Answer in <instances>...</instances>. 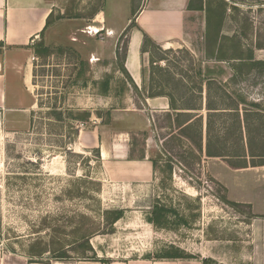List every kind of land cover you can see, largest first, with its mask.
<instances>
[{"label": "rangeland", "instance_id": "obj_1", "mask_svg": "<svg viewBox=\"0 0 264 264\" xmlns=\"http://www.w3.org/2000/svg\"><path fill=\"white\" fill-rule=\"evenodd\" d=\"M224 1L219 44L231 49L233 39L240 42L238 48L264 60V0ZM102 3L66 0L59 13L63 22L49 31L52 41L43 42L47 48L34 60L37 103L31 127L11 131L0 115L1 248L30 258L33 244L62 246L67 259L82 260L93 252H82L80 236L94 229L90 243L99 259H154L175 245L202 258L208 251L225 256L207 264H248L232 255L249 246L254 217L248 206L223 201L225 188L208 160L213 153L234 164L264 163L263 70L246 66L233 80L231 62L208 55L205 16L204 29L194 40L166 49L146 47L142 60L148 92H140L123 70L128 35L121 37L116 59L90 62V52L102 47L100 37L82 32L86 20L71 21L93 15ZM143 93L170 94L185 114L177 120L171 108L172 116L169 111L151 113L135 97L144 100ZM84 111L91 113L88 120L74 119ZM106 129L131 132L125 139L134 158L148 149L151 161H157L151 178L130 176L127 168L112 165L114 158L104 160L96 146L86 147V132ZM157 203L179 213L170 214L175 221L170 228L158 229L148 221ZM119 209L123 216L112 223L107 211ZM180 215L187 224L178 221Z\"/></svg>", "mask_w": 264, "mask_h": 264}, {"label": "crops", "instance_id": "obj_2", "mask_svg": "<svg viewBox=\"0 0 264 264\" xmlns=\"http://www.w3.org/2000/svg\"><path fill=\"white\" fill-rule=\"evenodd\" d=\"M190 2L103 0L102 6L93 15H77L71 21L79 23L80 20H86L82 32L91 39L100 37L101 42L97 43L102 47L90 52V62L104 56L116 59L118 43L127 32L124 67L136 89L141 92L147 89L142 60L145 36L150 37L155 45L166 49L173 44L194 40L206 23L205 10L191 9ZM66 5V0H0V115L11 131L23 132L31 127L37 103L32 88L34 60L39 49L47 48L42 47L43 42L48 45L47 40L52 41L48 39V33L63 22L59 13L63 12ZM75 35L72 38L76 40ZM55 39V45L60 46L57 33ZM135 97L146 104L151 113L170 111L168 94L143 93L144 100ZM144 124L147 129L150 120ZM130 133L116 134L108 129L96 133L92 130L85 133L84 141L87 148H99L104 160L114 158L112 165L117 163L127 168L130 176L142 174L148 180L154 173V162L149 158L148 149L136 158L131 156L132 145L125 139ZM146 140L149 146L151 138ZM208 164L216 181L225 188L228 200L250 205L252 214L264 216V164H234L228 158L218 156L209 157ZM136 167L138 171H135ZM249 230V246H243L236 256L231 255L233 259L247 260L248 264H264V218L254 217ZM215 253L208 251L202 255L215 262L224 259V255L218 254L220 252ZM28 259L1 248L0 239V264H203L199 259L145 258L111 260L109 263L84 259L30 262Z\"/></svg>", "mask_w": 264, "mask_h": 264}, {"label": "trees", "instance_id": "obj_3", "mask_svg": "<svg viewBox=\"0 0 264 264\" xmlns=\"http://www.w3.org/2000/svg\"><path fill=\"white\" fill-rule=\"evenodd\" d=\"M189 7L191 9H200L206 11L207 13L206 37L208 42V55L217 60L230 61L231 68L234 71L233 80L237 76L242 75L243 68L246 66L250 70L261 68L264 72V60L255 59L254 52L252 50L245 51L242 47L238 48L240 46V42H236L233 39H230V41L233 42L231 49L224 48L223 44H219V40L221 38L222 26L224 24L225 14L227 9L226 2L224 0H191ZM125 34H127V32H125ZM149 44H155V43L152 41L150 37L145 36L143 51H146V47ZM43 50L45 49H39L38 52L41 53ZM125 54H126V50H125ZM123 70L126 73H128L124 66H123ZM199 72L201 73L202 71ZM109 89H110V84H109V80L107 79L103 83V92L107 93ZM168 95L170 97V108L171 110L175 111L177 120H179L178 118L185 113L182 111H178L180 110V108L177 107L174 97L170 94ZM168 115L172 116L170 111L168 112ZM90 117H91V113L88 111H84L83 113H78L77 115H75L74 119L88 120ZM209 156H219V155L210 153ZM253 156H255V154H253ZM153 162L154 165L156 166L157 161L154 160ZM169 168L171 169V167ZM222 199L223 201L227 202L232 206L238 207V206L246 205V204L232 202L227 198H222ZM246 206L250 207V205H246ZM171 213L176 215L179 214L175 209L165 204L157 203L154 206V209L152 210L150 216L148 217V221L151 224H153L155 228L158 229L170 228V226L175 222V221L173 222L171 221V216H170ZM107 215H111L112 223H115L123 216V210L119 209L115 211H107ZM252 216L264 218V216L255 215V214H252ZM178 221L183 222L184 224L188 223V219L184 215H180ZM93 234H94V229L93 230L86 229L83 231L82 235L80 236V239L82 240V244H81L83 250L82 252L84 253L87 251L93 252V255L91 256H83L86 258L84 260L102 261L104 263H109L111 260L99 259L97 257L96 251L90 243V237ZM36 256L42 258L37 259L35 258ZM29 257H30L29 258L30 262H47L43 260V258L65 260L69 257V255L65 247L62 246L52 247L50 245H45L44 247H39L38 245L33 244L29 249ZM152 258H154V260L199 259L203 261V264H207L210 260V259L202 258L200 255L188 253L186 250L175 245H171L168 248H165L161 253H158Z\"/></svg>", "mask_w": 264, "mask_h": 264}]
</instances>
